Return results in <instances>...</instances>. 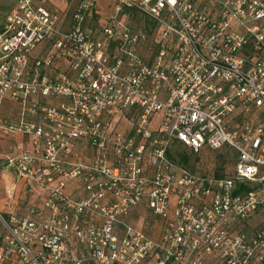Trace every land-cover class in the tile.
I'll return each instance as SVG.
<instances>
[{"label":"built area","instance_id":"2783aa9c","mask_svg":"<svg viewBox=\"0 0 264 264\" xmlns=\"http://www.w3.org/2000/svg\"><path fill=\"white\" fill-rule=\"evenodd\" d=\"M48 1L17 0L0 32V99L20 108L0 133L29 138L5 165L43 195L5 223L0 264H264V227L241 229L264 206V0H112L95 33L92 0L66 31ZM173 141L232 150L233 175L177 165ZM138 209L161 221L157 240L125 221Z\"/></svg>","mask_w":264,"mask_h":264},{"label":"crops","instance_id":"0c3cea01","mask_svg":"<svg viewBox=\"0 0 264 264\" xmlns=\"http://www.w3.org/2000/svg\"><path fill=\"white\" fill-rule=\"evenodd\" d=\"M80 0H50L45 4L46 9L50 12H58L62 15L61 29L66 31L70 27L71 15ZM95 3V13L88 18L94 20L96 28L90 31H97L103 24V18L108 17L111 11L112 0H106V3L102 0H92ZM138 1V0H132ZM17 0H0V32L5 24L6 17L15 8ZM87 18V20H88ZM46 45L41 44L35 51V56H43L46 52ZM20 108L12 102L9 98L0 99V123L6 122L8 124H16L19 121ZM29 142V138L21 133L14 134H1L0 133V216H7L11 218H21L26 216L30 209L41 208L43 195L40 188L33 182H25L18 180L14 173L6 167V160L9 157L17 155L20 149L26 146ZM85 149H80L79 155L85 154ZM5 155H2L4 154ZM88 154H91L88 149ZM67 192L72 195L76 192L77 185L71 183L67 188ZM77 195V194H76ZM152 218L158 219L146 210ZM131 215V214H130ZM132 216V215H131ZM127 220V219H126ZM125 220V221H126ZM162 223L158 219L152 224L144 226L145 233L152 239L157 240L161 233ZM5 237H0V246L4 245ZM68 247L77 252L78 254H86L85 249L78 246L74 238H71L68 242ZM8 264V263H2Z\"/></svg>","mask_w":264,"mask_h":264},{"label":"rangeland","instance_id":"374dc122","mask_svg":"<svg viewBox=\"0 0 264 264\" xmlns=\"http://www.w3.org/2000/svg\"><path fill=\"white\" fill-rule=\"evenodd\" d=\"M50 1V0H49ZM93 2V1H92ZM101 2L106 3V0H102ZM94 3V2H93ZM95 4V3H94ZM96 11V9H95ZM110 15V13H109ZM108 17H104V21L107 20ZM144 17L140 14H135L134 17H129L124 19V23L128 25L129 27L133 29H143L145 27L146 29L151 28V23L148 21H144ZM146 20V19H145ZM94 20H91L88 18L85 22V29L86 31H90L93 28H96L94 25ZM102 24V25H103ZM93 32V31H90ZM116 123V131L121 134H126L131 128L130 120L128 121L124 119H118L114 120V124ZM85 147L84 152L85 156H88V149ZM79 151H75L74 154H78ZM91 152V151H90ZM170 153L172 155V159L174 161H179L182 163V160L178 157L181 153H184L185 156L189 158L188 164L185 165L188 169L193 171L196 174L199 175H205V176H224V177H231L233 175L234 170V161H235V155L230 153H225L224 150H218V151H202L196 155L192 154L187 150L186 148L179 146V145H172L170 148ZM234 153V152H233ZM2 155H5L2 154ZM132 215V216H131ZM131 215L126 218V222L132 225L136 230L144 231V226L148 224H152L153 222L157 221L158 219L152 218L148 212H146L145 209H138L131 212ZM5 221H4V219ZM15 219H18L15 217ZM5 223H9V218L7 216H0V237H6L9 235V231L7 227L5 226ZM10 227L13 228V226L10 225ZM264 227V208H262L260 211L256 212L252 217H250L243 225L242 230L245 231L248 234H251L253 231L258 230L260 228Z\"/></svg>","mask_w":264,"mask_h":264},{"label":"trees","instance_id":"16d2710c","mask_svg":"<svg viewBox=\"0 0 264 264\" xmlns=\"http://www.w3.org/2000/svg\"><path fill=\"white\" fill-rule=\"evenodd\" d=\"M127 14H130V17H134L136 13H134V12H128V11L124 12V15H127ZM144 21H146V22L148 23L147 20L144 19ZM152 28H153L152 26H151V28H149V29H146L145 27H143V29H144L148 34L151 33ZM172 145H179V146H182V147L186 148L185 146H183V145L177 143L176 141H173V142L171 143L170 148L172 147ZM170 148H169L168 151H167V156H168V158H169L172 162L176 163L177 165H179V166H181V167H184V168L188 169L185 165L188 164L189 158H188L187 156H185L184 153H181L178 157L180 158V160H182V163L179 162V161H174V160L172 159L173 157H172V155H171V153H170ZM186 149L189 150L188 148H186ZM221 150H224L225 153H230V154L235 155V154L233 153L232 150H229V149H227V148H222ZM202 151H207V149H203V150H201L200 152H202ZM189 152L192 153V154H194V155L200 153V152H198V153H193V152L190 151V150H189ZM234 163H235V161H234ZM188 170H190V169H188ZM190 171H191V170H190ZM192 172H193V171H192ZM201 176H205V175H201ZM207 177H209V176H207ZM212 178L222 179V178H227V177H224V176H215V177H214V176H212ZM253 189H254V188H253V186H252L251 184H241V185L238 187L237 192H238V193H244V192L251 191V190H253ZM262 208H264V206L259 207V208L257 209L256 212L260 211ZM3 219H4V218H3ZM4 221H5V219H4ZM5 222H6V221H5Z\"/></svg>","mask_w":264,"mask_h":264}]
</instances>
